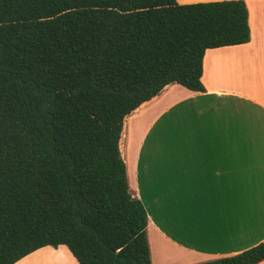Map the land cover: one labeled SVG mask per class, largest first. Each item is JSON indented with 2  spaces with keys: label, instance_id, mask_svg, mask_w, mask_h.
<instances>
[{
  "label": "trees",
  "instance_id": "16d2710c",
  "mask_svg": "<svg viewBox=\"0 0 264 264\" xmlns=\"http://www.w3.org/2000/svg\"><path fill=\"white\" fill-rule=\"evenodd\" d=\"M244 0H0V264L65 245L78 264H151L119 143L207 49L249 42ZM264 240L196 264H256Z\"/></svg>",
  "mask_w": 264,
  "mask_h": 264
},
{
  "label": "crops",
  "instance_id": "0c3cea01",
  "mask_svg": "<svg viewBox=\"0 0 264 264\" xmlns=\"http://www.w3.org/2000/svg\"><path fill=\"white\" fill-rule=\"evenodd\" d=\"M244 1L250 40L205 51L204 91L169 84L124 119L119 147L147 211L151 264H196L264 240V0ZM14 264L78 263L59 245Z\"/></svg>",
  "mask_w": 264,
  "mask_h": 264
},
{
  "label": "rangeland",
  "instance_id": "374dc122",
  "mask_svg": "<svg viewBox=\"0 0 264 264\" xmlns=\"http://www.w3.org/2000/svg\"><path fill=\"white\" fill-rule=\"evenodd\" d=\"M199 2H207V1H202V0H187V1H185V3H199Z\"/></svg>",
  "mask_w": 264,
  "mask_h": 264
}]
</instances>
